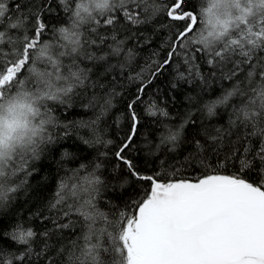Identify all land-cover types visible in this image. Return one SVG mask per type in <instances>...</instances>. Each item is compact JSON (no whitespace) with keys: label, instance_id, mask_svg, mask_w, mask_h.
Returning a JSON list of instances; mask_svg holds the SVG:
<instances>
[{"label":"snow or ice","instance_id":"1","mask_svg":"<svg viewBox=\"0 0 264 264\" xmlns=\"http://www.w3.org/2000/svg\"><path fill=\"white\" fill-rule=\"evenodd\" d=\"M122 21L168 29L167 54L149 66V75L183 52L189 82L204 81L193 64L198 55L219 68L222 79L235 81L198 109L208 117L225 109L227 127L194 134L193 152L179 163L203 169L195 178H176L174 166L169 178L145 174L147 169L131 156L140 119L135 106L150 83L141 79L138 94L126 106L128 131L113 155L128 179L149 182L150 189L123 210L101 211L96 203L101 165L91 172L81 165L85 175L76 170L57 184L49 203L51 229L37 233L23 221L11 231L0 229V241L10 238L23 249L0 246V264H32V256L39 261L52 250L59 264H264V0H201L199 10L190 0H0V210L26 184L18 178L31 175L32 161L56 141L59 134L50 130L60 126L54 106L72 107L83 96L88 99L83 107L98 105L100 115L111 107L114 89L103 97L89 96L87 90L106 87L100 83L106 78L102 73L114 67L107 65L108 58L123 52L117 39ZM109 29L111 44L108 35H101ZM85 60L104 63L86 68L81 66ZM177 75L186 78L183 72ZM145 110L168 116L155 102ZM183 124L175 130L165 126L161 143L172 145L170 151L181 140ZM94 136L84 143H111ZM229 161L237 171L226 174ZM249 172L255 179L245 178ZM37 236L42 238L38 252L33 248ZM47 264L58 262L48 256Z\"/></svg>","mask_w":264,"mask_h":264},{"label":"trees","instance_id":"2","mask_svg":"<svg viewBox=\"0 0 264 264\" xmlns=\"http://www.w3.org/2000/svg\"><path fill=\"white\" fill-rule=\"evenodd\" d=\"M12 3V0H9ZM190 4L199 10L201 0H190ZM62 23L68 20L62 12ZM161 21H157L159 24ZM166 22V21H164ZM51 27V25H50ZM101 35H108V44L112 43L111 29L107 32L101 31ZM48 37L51 33L47 34ZM170 33L166 28H158L149 22L142 25H127L121 22L117 39L123 41V52L119 56H110L107 65H113L110 71L102 73L106 78L100 83L106 87L88 88V94L93 93L103 97L106 92L114 89L111 99V107L100 115V107H83L88 99L81 96L74 100L72 107L54 106L53 115L59 121V127L50 129L59 135L56 141L46 146L38 160L32 161L34 171L31 175H21L17 183L26 180V184L12 194V199L7 208L0 210V229L11 231V226L18 221L25 222L33 227L37 233L52 228L51 217L54 212L49 209V203L54 199L57 184L62 178L73 176V172L79 170V175H85L81 165L87 166L91 172L96 164L101 167L96 169V175L103 181L96 203L101 211L113 212L123 210L131 201L139 199L141 194L150 189V183L146 181H131L124 173L123 166L118 165L113 153L116 146L124 139L128 131L129 121L127 119L126 106L135 98L137 88L141 79L150 81L146 84L142 98L135 108L139 116L138 133L131 156L134 157L142 170L147 169L145 174L159 172L162 177L169 178L172 175L173 166L179 171L176 178H195L203 169L198 165L193 167L180 161L193 152L194 134L202 128L211 130L213 127L223 125L227 127L229 112L223 108L218 109V114L208 117L205 112L199 111L201 103L210 97L220 95L224 90L230 89L235 81L222 79L219 68L213 69L205 62L202 55L193 60V64L199 67L204 76V81L193 78L191 82L187 79L188 66L184 63L183 52H179L172 62L162 68L154 76L149 75V66L154 61L162 62L167 54V45ZM105 50L107 45L102 46ZM131 50V56H128ZM101 53L98 51L97 55ZM67 63V60H65ZM104 62H93L85 60L81 65L93 68L94 64ZM106 65V66H107ZM123 65V67H121ZM143 70V71H142ZM151 71H155L153 67ZM216 75L213 76L212 72ZM224 71H227L225 69ZM185 73V79H179L177 73ZM139 76V78H137ZM95 80L96 77L92 76ZM173 85H176L173 87ZM191 97V99H189ZM149 102H155L160 108L167 111L168 116H151L147 113L146 106ZM234 99L233 103H237ZM103 100L100 101V104ZM99 120L97 121V117ZM192 122L183 124L185 120ZM93 121H97L93 124ZM183 124V135L178 142L175 151H170L172 145L162 144V134H167L168 126L173 130ZM64 125H69L65 128ZM67 133V135H65ZM95 134L105 141L111 143L85 144V140H94ZM201 138V137H196ZM68 153L67 156L64 154ZM105 153V155H101ZM212 159H215L214 157ZM162 161H167L162 165ZM231 174L237 169L231 167V161L226 165ZM245 178L255 179L254 173H246ZM71 182V181H70ZM47 218V219H46ZM73 230H65L63 235L68 237ZM74 238V237H73ZM56 237L52 243H55ZM42 238L37 236L33 248L36 252L40 250ZM0 246L8 251H22V247L10 238L0 241ZM58 247V245H56ZM51 256L59 264V257L52 250L37 261L35 256L31 257L32 264H47V257Z\"/></svg>","mask_w":264,"mask_h":264}]
</instances>
